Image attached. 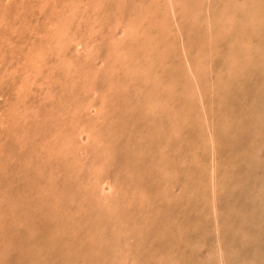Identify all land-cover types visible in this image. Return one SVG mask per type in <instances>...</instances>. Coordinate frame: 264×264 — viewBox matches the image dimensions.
<instances>
[{
	"label": "rangeland",
	"instance_id": "1",
	"mask_svg": "<svg viewBox=\"0 0 264 264\" xmlns=\"http://www.w3.org/2000/svg\"><path fill=\"white\" fill-rule=\"evenodd\" d=\"M263 196L264 0H0V264H264Z\"/></svg>",
	"mask_w": 264,
	"mask_h": 264
},
{
	"label": "bare ground",
	"instance_id": "2",
	"mask_svg": "<svg viewBox=\"0 0 264 264\" xmlns=\"http://www.w3.org/2000/svg\"><path fill=\"white\" fill-rule=\"evenodd\" d=\"M55 2H56V1H55ZM56 5H58V4L56 3ZM170 5H171V4H170ZM1 7H2V6H1ZM170 7H171V6H170ZM150 10H152V9H150ZM167 10L169 11V9H167ZM91 12H92V11H91ZM4 18H5V17H4ZM5 19H6V18H5ZM14 20H15V19H14ZM56 23H57V22H56ZM56 23H55V24H56ZM65 23H66V22H65ZM180 23H181V22H180ZM163 24H164V22H163ZM65 25H66V24H64L63 29H64V27H66ZM177 25H178V24H177ZM167 26H168V25H167ZM55 27H56V26H55ZM178 27H179V25H178ZM37 28H38V27H37ZM166 28H167V27H166ZM173 29H174V28H172L171 31H173ZM49 30H50V29H49ZM51 30H52V29H51ZM161 30H162V29H161ZM180 30H181V29H180ZM62 31H63V30H61V32H62ZM64 31H65V30H64ZM66 31H68V29H66ZM166 31H167V30H166ZM175 31H176V30H175ZM53 32H54V31H53ZM61 32L59 31V33L62 35L63 32H62V33H61ZM162 32H163V31H162ZM64 33H66V32H64ZM150 33H151V32H150ZM177 33H178V32H177ZM53 34H55V33H53ZM68 34H69V32H68ZM175 34H176V33H175ZM188 34H189V33H188ZM58 35H59V34H58ZM58 35H57V36H58ZM63 35H66V34H63ZM63 35H62L63 38H61V36H60V38H61L62 40H64V38L66 39V37H64ZM54 36H55V35H54ZM179 36H180V35H179ZM58 37H59V36H58ZM67 37H68V36H67ZM69 37H70V36H69ZM92 37H93V36H92ZM166 38H167V37H166ZM57 39H58V38H57ZM159 39H160V38H159ZM165 40H166V39H165ZM64 42H65V41H64ZM67 42H68V41H67ZM94 42H95V41H94ZM62 43H63V42H62ZM65 43H66V42H65ZM72 43H73V42H72ZM115 44H116V43H115ZM118 44H119V42H118ZM118 44H117V45H118ZM63 45H65V44H63ZM63 45H61V47H62ZM66 45H67V44H66ZM59 46H60V45H59ZM95 46H96V45H95ZM95 46H94V48H96ZM110 46H111V45H110ZM164 46H165V45H164ZM91 48H92V46H91ZM91 48H89V49L91 50ZM94 48H93V49H94ZM40 49H41V48H40ZM114 50H115V49H114ZM47 51H48V50H47ZM57 51H58V50H57ZM95 51H96V50H95ZM95 51H94V52H95ZM45 53H46V52H45ZM87 54H88V53H87ZM87 54H84V56L87 55ZM90 54H91V52H90ZM90 54H89V55H90ZM80 55H81V54H80ZM82 56H83V55H82ZM84 58L87 59V57H84ZM89 58H90V57H89ZM82 60H84V59H82ZM88 60H90V59H88ZM88 60H86V61H88ZM69 62H71V61H69ZM65 64H66V63H65ZM67 64H68V63H67ZM68 65H69V64H68ZM68 68H69V67H68ZM78 68H79V67H78ZM96 70H97V69H96ZM132 73H133V72H132ZM81 79H82V78H81ZM14 85H15V84H14ZM15 97H16V96H15ZM200 102H201V101H200ZM198 105H199V104H198ZM44 109H45V108H44ZM33 111H34V110H33ZM46 111H47V110H46ZM18 112H19V111H18ZM39 116H40V115H39ZM16 122H17V121H16ZM31 122H32V121H31ZM21 133H22V132H21ZM21 133H20V134H21ZM182 167H183V166H182ZM81 168H82V167H81ZM210 170H211V169H210ZM191 172H192V171H191ZM199 176H200V175H199ZM205 177H206V176H205ZM189 179H190V178H189ZM88 183H89V182H88ZM52 184H53V183H52ZM164 184H165V183H164ZM18 187H20V186H18ZM92 187H94V186L92 185ZM55 191H56V190H55ZM52 192H53V191H52ZM62 192H63V191H62ZM247 192H248V191H247ZM261 193H262V192H261ZM51 196H52V195H51ZM210 196H211V194H210ZM214 197H215V196H214ZM219 197H220V196H219ZM263 197H264V196H263ZM52 198H53V197H52ZM62 198H63V197H62ZM255 211H256V210H255ZM263 213H264V212H263ZM243 223H244V222H243ZM214 227H215V226H214ZM256 228H257V227H256ZM188 246H189V245H188ZM186 247H187V246H186ZM187 248H188V247H187ZM160 250H161V249H160ZM73 252H74V251H73ZM219 252H220V251H219ZM168 254H169V253H168ZM88 257H89V256H88ZM215 259H216V258H215ZM219 259H221V258H219ZM50 260H51V259H50ZM87 261H88V260H87ZM222 261H223V260H222ZM219 263H221V262H219ZM192 264H193V263H192Z\"/></svg>",
	"mask_w": 264,
	"mask_h": 264
}]
</instances>
